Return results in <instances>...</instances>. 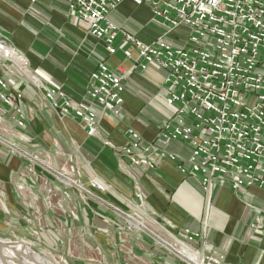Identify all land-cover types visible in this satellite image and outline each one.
<instances>
[{"label": "crops", "instance_id": "crops-1", "mask_svg": "<svg viewBox=\"0 0 264 264\" xmlns=\"http://www.w3.org/2000/svg\"><path fill=\"white\" fill-rule=\"evenodd\" d=\"M66 4L67 0H38L34 4L0 0V31L25 58L29 71L43 87L61 91L78 107L94 112L98 120L97 137H87L78 120L60 117L50 107L43 87L36 88L23 79L15 83L23 94L19 104L26 129L11 127L6 138L19 152L31 153L54 165L55 170L61 160L65 161L68 176L83 183L93 195L81 201L77 190L62 192L60 188L50 198L55 204L51 210L45 198L48 189L55 191L52 187L60 185L58 174L54 177L36 170L35 185L29 190L42 229L50 232L46 235L42 231L37 239L68 253L70 264H179L172 253V238L188 229L204 234L212 251L205 249L202 254L220 255L222 264H264V189L252 187L235 193L225 184L216 185L207 195L196 179L180 175L172 162L158 160L156 168L150 170L122 159L119 150L129 144L128 129L150 142L170 120L163 72L155 65L146 71L136 68L124 56L128 50L136 59L134 49L122 43L119 35L115 54L108 56L88 35L85 25L68 13ZM108 21L143 43L155 41L166 31L148 7L135 6L130 0H123L111 11ZM182 29L168 34L166 40L173 45L181 43L185 37L178 31ZM98 62L123 71V104L118 115L86 94ZM166 150L183 158L190 154V146L179 141L169 143ZM26 164L18 154H8L0 147V180L5 211L9 212L0 208L2 226H26L22 216L30 203L21 198L19 186L12 185L13 174ZM20 176L27 179L22 173ZM90 179L102 182L105 191L89 188ZM136 193L142 196L143 205ZM127 215L142 220L141 227H129ZM258 219L261 223L251 227Z\"/></svg>", "mask_w": 264, "mask_h": 264}, {"label": "built area", "instance_id": "built-area-1", "mask_svg": "<svg viewBox=\"0 0 264 264\" xmlns=\"http://www.w3.org/2000/svg\"><path fill=\"white\" fill-rule=\"evenodd\" d=\"M122 1L67 0L66 4L68 13L85 25L88 35L108 56L115 54L119 35L122 43L134 49L136 59L128 50L124 56L136 68L146 71L155 65L163 72L170 120L150 142L128 129L129 144L119 150L122 159L150 170L158 160L172 162L180 175L196 179L207 195L216 185L225 184L235 193L252 187L264 189V0H130L135 6L148 7L165 26V33L151 43L120 32L108 21V14ZM179 28L186 29L187 35L173 45L166 36ZM22 79L43 87L10 38L0 31V132H9L11 127L26 129L19 104L23 94L14 87ZM122 80L121 69L113 71L105 62H98L86 94L118 115L123 104ZM43 88L46 101L60 117L78 120L87 137H97L94 112L78 107L55 88ZM175 141L190 146L186 158L166 150ZM2 142L19 152L0 135ZM89 185L105 191L97 179H90ZM135 197L143 205L142 196L136 193ZM125 220L129 227H141L142 220L131 215ZM172 240V253L179 264H222V256L202 254L205 249L212 251V244L201 232L184 229Z\"/></svg>", "mask_w": 264, "mask_h": 264}, {"label": "rangeland", "instance_id": "rangeland-1", "mask_svg": "<svg viewBox=\"0 0 264 264\" xmlns=\"http://www.w3.org/2000/svg\"><path fill=\"white\" fill-rule=\"evenodd\" d=\"M178 34L180 37L184 38L187 35V30L182 29L178 31ZM1 138L9 140L8 137L11 135V131L9 132H0ZM5 136V137H4ZM0 147H5L7 149L8 154H18L21 158L25 159L27 164L24 166V169H20L17 172H15L12 176V185L14 183L16 184L17 190L20 191V193H23V200L28 203L29 209L25 212L24 218L25 225L24 227L19 228H10L9 226H2L0 225V241L2 242H10L15 244H20L24 246L27 253L29 255H36L41 260L42 264H70L69 254L68 253H61L59 252L58 248H53L47 243L43 244L41 243L40 239H37L39 235L44 231L46 235H49L50 232L47 231V229H42L41 225V218L39 212H37L36 204L32 200V192L29 190L32 186L35 185L34 178L35 175L38 173L36 170L43 171L44 174L53 175L55 177V174H58L56 177L59 180L60 185L58 187H52L55 191H52L51 189H48V197L45 198V201L48 205V208L51 210L55 208V204L52 200H50L51 196L56 195L58 190L63 192L64 190H77L76 193L78 194L81 201H87V195L91 198L93 195L87 191V188L83 183H78L75 180H73L71 177L68 176L69 170H68V164H66L65 161L61 160V163L56 165V170L52 167L54 165H50V163H45L44 161H41L40 158L37 156L31 154V153H17L14 150H11L5 143H0ZM54 172L52 171L53 169ZM20 173L26 175L27 179H24L22 176H20ZM17 174V175H16ZM21 179V180H20ZM72 181L73 184L68 183V181ZM87 184L89 188L93 189L89 185V180L87 181ZM3 185L2 181L0 180V208L8 214V211L6 210L7 204L5 203V194L3 193ZM95 190V189H94ZM55 211V210H54ZM56 213V211H55ZM40 219V220H39ZM53 230L57 231V228H52Z\"/></svg>", "mask_w": 264, "mask_h": 264}, {"label": "bare ground", "instance_id": "bare-ground-1", "mask_svg": "<svg viewBox=\"0 0 264 264\" xmlns=\"http://www.w3.org/2000/svg\"><path fill=\"white\" fill-rule=\"evenodd\" d=\"M2 241H0V264H42L39 257L34 254L29 255L24 246Z\"/></svg>", "mask_w": 264, "mask_h": 264}]
</instances>
